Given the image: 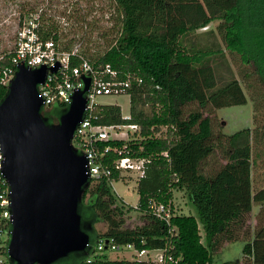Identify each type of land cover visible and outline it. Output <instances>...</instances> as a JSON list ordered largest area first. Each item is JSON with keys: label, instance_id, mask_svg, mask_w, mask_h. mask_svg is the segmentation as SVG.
Returning a JSON list of instances; mask_svg holds the SVG:
<instances>
[{"label": "trees", "instance_id": "1", "mask_svg": "<svg viewBox=\"0 0 264 264\" xmlns=\"http://www.w3.org/2000/svg\"><path fill=\"white\" fill-rule=\"evenodd\" d=\"M114 1L122 21L116 43L88 58L142 82L134 81L127 91L130 120L123 119L117 104H99L95 112L97 123L139 127L135 139L109 143L126 145L132 155L148 159L145 176L137 183L136 207L147 223L126 226V214L133 207L126 209L113 189L111 182L120 180L118 172L92 180L81 204L83 222L90 226L86 254H72L57 264H154L110 259L106 251L97 250L103 238L138 249L170 246L168 252L181 258L179 264H214V253L223 244L244 240L243 258L224 264H264V184L255 181L253 155L254 145L264 147V0ZM213 21H219L217 31L225 48L241 63L240 73L254 102V127L232 135L217 134L211 115L245 104L248 97L239 78L219 84L216 68H230L225 52L217 42L202 44L197 33ZM43 27L50 36L58 26ZM9 64L8 59L0 61V74ZM7 91L0 81V101ZM66 108L57 105L43 114L60 116ZM181 190L198 211L206 244L194 215H174L171 226L177 227V234L171 235L170 226L149 211L151 201L170 204L174 192ZM254 205L259 211L256 225L250 227ZM98 222L105 223L104 232L95 228Z\"/></svg>", "mask_w": 264, "mask_h": 264}, {"label": "water", "instance_id": "2", "mask_svg": "<svg viewBox=\"0 0 264 264\" xmlns=\"http://www.w3.org/2000/svg\"><path fill=\"white\" fill-rule=\"evenodd\" d=\"M56 67L20 64L0 101L2 171L10 186L11 238L8 255L15 264H55L72 254H86L90 234L81 204L90 185L88 160L74 146L76 128L89 104L85 87L49 123L38 85Z\"/></svg>", "mask_w": 264, "mask_h": 264}, {"label": "built area", "instance_id": "3", "mask_svg": "<svg viewBox=\"0 0 264 264\" xmlns=\"http://www.w3.org/2000/svg\"><path fill=\"white\" fill-rule=\"evenodd\" d=\"M46 31L47 27H43L41 15L29 16L22 20L12 50L0 55V61L8 59L10 63L2 69L0 81L8 86L20 64L32 69L41 66L56 67L59 64L57 71H49L46 80L38 85L39 96L43 100V110H48L53 105L68 106L73 94L85 87L84 77L90 78V86L86 92L89 104L73 139L77 151L85 155L88 160L90 181L109 178L118 172L120 179L135 175L138 182L145 176L148 159L132 155L126 145H112L109 142L135 139L133 135L139 127L134 124L97 123L98 115L95 111L100 104L99 97L127 94L133 82L141 83L142 79L131 74L122 77L119 70L111 64L92 63L82 49V41H77L67 48L61 44V27H57L50 36L45 35ZM55 33L58 38L54 36ZM74 60L78 62L75 63ZM122 117L130 120V112ZM125 128H130L132 131L127 132ZM3 161L4 155L0 146V264H15L8 255L12 229V201L10 186L2 171ZM149 211L170 226L171 235L177 234V227L171 226V219L176 215L173 203L151 201ZM97 250L122 251L127 256L123 255L120 259L145 260L154 264H179L181 260L168 252L170 246L161 249H138L134 244H118L114 239L108 238L99 241ZM153 252H156L154 256Z\"/></svg>", "mask_w": 264, "mask_h": 264}, {"label": "rangeland", "instance_id": "4", "mask_svg": "<svg viewBox=\"0 0 264 264\" xmlns=\"http://www.w3.org/2000/svg\"><path fill=\"white\" fill-rule=\"evenodd\" d=\"M37 15H42L44 20L41 22L43 24L53 23L55 26L61 27V44L64 46L70 47L77 41H82V49L88 56L104 53L114 45L122 27L121 15L114 0H0V55L12 50L16 32L22 20ZM218 24L219 21H213L207 28L200 29L197 33L201 35L200 42L202 44L217 42L225 52V58L229 62L230 68L228 69L224 65L216 68L219 84L236 77L242 81L247 93V103L220 108L211 115L217 134L221 131L224 134L232 135L244 128L254 127V102L251 99V89L242 79L241 63L225 48L217 31ZM211 29L215 30L214 34H208ZM189 37L194 40L193 36ZM187 44L189 46L191 43ZM250 81H254L253 76ZM98 102L104 105H120L123 115L130 112L129 94L101 96L98 98ZM192 107L195 108L197 105ZM125 131H132V129L125 128ZM253 152L255 181L264 184V147L254 145ZM137 183L135 175H132L131 177H121L113 184L115 193L122 199L126 209L133 207L126 214V226L131 228L147 223V218L136 209L140 197ZM172 203L176 214L194 215L199 219L198 211L185 191H175ZM258 211L259 206L254 205V212ZM249 221L250 227L255 226L256 214H251ZM199 225L203 235L202 241L206 244L200 219ZM94 226L100 232H104L106 229L103 222H98ZM244 244V240L223 244V247L214 253V264H224L226 261L242 259ZM105 253L110 259H120L124 255L122 251L108 250ZM155 254L156 252L152 253L153 256Z\"/></svg>", "mask_w": 264, "mask_h": 264}, {"label": "flooded vegetation", "instance_id": "5", "mask_svg": "<svg viewBox=\"0 0 264 264\" xmlns=\"http://www.w3.org/2000/svg\"><path fill=\"white\" fill-rule=\"evenodd\" d=\"M56 106L57 105H53L51 108H56ZM44 116L47 118L48 121H50V120H54L56 122L59 121V114L58 113H56L55 115H44ZM60 261H58V262H60ZM58 262H56L55 264H57Z\"/></svg>", "mask_w": 264, "mask_h": 264}, {"label": "crops", "instance_id": "6", "mask_svg": "<svg viewBox=\"0 0 264 264\" xmlns=\"http://www.w3.org/2000/svg\"><path fill=\"white\" fill-rule=\"evenodd\" d=\"M116 181H114L113 182V184L115 183ZM257 212H254V207H253V212H252V214L254 215V214H256ZM249 223H250V221H249Z\"/></svg>", "mask_w": 264, "mask_h": 264}]
</instances>
